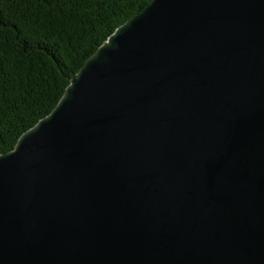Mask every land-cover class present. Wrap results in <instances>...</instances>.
<instances>
[{
  "label": "water",
  "instance_id": "water-1",
  "mask_svg": "<svg viewBox=\"0 0 264 264\" xmlns=\"http://www.w3.org/2000/svg\"><path fill=\"white\" fill-rule=\"evenodd\" d=\"M0 264H264V0H152L0 153Z\"/></svg>",
  "mask_w": 264,
  "mask_h": 264
},
{
  "label": "trees",
  "instance_id": "trees-1",
  "mask_svg": "<svg viewBox=\"0 0 264 264\" xmlns=\"http://www.w3.org/2000/svg\"><path fill=\"white\" fill-rule=\"evenodd\" d=\"M152 0H0V153L47 115L71 77Z\"/></svg>",
  "mask_w": 264,
  "mask_h": 264
}]
</instances>
